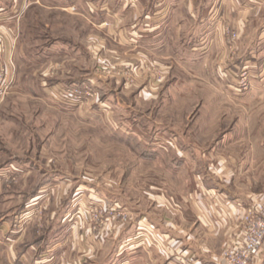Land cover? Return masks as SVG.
Wrapping results in <instances>:
<instances>
[{
  "label": "rangeland",
  "instance_id": "1",
  "mask_svg": "<svg viewBox=\"0 0 264 264\" xmlns=\"http://www.w3.org/2000/svg\"><path fill=\"white\" fill-rule=\"evenodd\" d=\"M149 1L0 0V26L8 27L12 50L6 57L0 51V78L7 80L0 90V224L10 231L28 228L49 237L54 229L49 241L67 237L68 243L78 231L87 257L96 252L94 243L120 242L143 218L161 224L177 213L191 217L181 208L192 204L193 195L219 211L227 199L248 203L223 189L213 193L206 184L212 185L209 168L220 154L234 156L224 159L230 170L224 186L237 193L247 174H238L244 167L241 150L221 149L219 143L225 135L240 137L227 128L237 123L234 97L250 92L264 67L248 59L232 63L239 32L231 20L224 22L218 41L213 33L198 36L196 50L187 35L176 34L165 47H149L157 36L142 31L143 6L152 14L169 0ZM176 7L170 28L184 17L182 5ZM124 15L133 16L122 37L125 51L105 52L117 48L113 39L120 38L107 27L120 28ZM184 19L182 26L188 23ZM148 64L165 66L166 73L146 95ZM205 64L213 67L204 69ZM62 88L83 92L81 99L74 101ZM220 171L215 173L228 178ZM118 226L123 235L114 238ZM92 263V257L84 262Z\"/></svg>",
  "mask_w": 264,
  "mask_h": 264
},
{
  "label": "crops",
  "instance_id": "2",
  "mask_svg": "<svg viewBox=\"0 0 264 264\" xmlns=\"http://www.w3.org/2000/svg\"><path fill=\"white\" fill-rule=\"evenodd\" d=\"M147 1L150 3L149 0ZM177 5H182L179 10L183 11L180 15H184V17L179 18L175 28H170V16L176 15L173 10L177 9ZM156 8L155 12L150 14L144 11L145 6H143L141 16L143 23H146V28H142V31L150 34L154 32L152 36H157L156 43L149 47L156 50L165 47V43L169 42L170 34H176L177 37L187 35L190 49L196 50L198 36H208L213 33L212 35L216 36L218 41L223 37L224 22L231 20L232 25L239 32L236 55H233L236 60L232 63L240 65L248 59L251 64H262L264 67V0H186L185 2L183 0H169L164 4L159 3ZM124 17V19L121 17L119 19L120 28H114L116 26L113 24L107 27V32L115 31L120 38L118 42L115 38L113 39L117 48H110L109 50L108 47H105V52L125 51V48H122L125 44L122 37L128 35L127 32L130 30V22L133 16L124 15ZM182 18L188 21L184 26H182L183 21L180 20ZM13 20L15 21L16 18L14 17ZM107 20L111 19L107 18ZM164 28L166 29L165 32L161 33ZM169 29H174V33L169 32ZM7 30L6 25L0 26V51H3L4 57L12 51L10 40L7 38ZM182 30L183 32H181ZM129 35L131 36L132 32H129ZM97 43L102 46L103 40H98ZM132 57H130L131 60ZM99 59L101 62L103 61L101 58ZM142 62L146 64L148 59L142 60ZM160 67L162 70L148 64V71L145 72V75L150 77L148 84L151 88L148 85V90L144 89L146 95L155 90L156 81L159 82V80L164 79L166 68L165 66ZM212 67L205 64L204 69H211ZM152 68L157 70V76L151 70ZM255 84L256 86L250 92L243 96L234 97L237 106V123L233 128L229 125L227 128L239 132L240 137L232 140L233 137L230 138L229 135H225L219 143L221 149L235 148L241 150L240 165L244 167L239 168L238 174L242 172L247 174L237 187L238 194L231 188L224 186L230 181L226 175L230 174V170L224 167L225 160L230 162L234 156L227 155L225 158L223 154H220L218 157L220 160L214 164V169L209 168L212 174H209L208 177L212 179V185L206 184L213 193L216 188L223 189L225 195L230 198L242 197L243 200L248 201L247 204L242 201L227 199L220 206L223 216L214 206L205 205L201 200L194 201L195 195H193L192 204L187 207L183 206L182 211L180 210L181 213H186L185 209H189L190 213H193L191 217L176 212L174 220L170 221L163 218L161 224H152L143 218L134 231L131 230L130 232L129 228V235L120 242L116 239L114 240L117 241L115 244L106 246V242L111 243L112 239L103 238V245L94 243L93 249L95 247L96 252L93 251L87 257L84 254L82 242L78 238V231L73 232V237L76 236V240L68 243L69 238L67 237H64V241H53L54 239L49 241V237L54 235V229L51 230L52 234L50 233L49 237L47 235L42 237V235H34L28 228L20 234L22 230L12 232L8 224H0V237L4 238H0V264H84L86 258L91 257L92 264H220L224 250L241 237L243 231L242 214L264 200V76L257 79ZM221 125H223L222 122L221 124L218 123V126ZM215 171L225 173L223 176L228 178L222 179ZM212 198L218 203L217 195ZM115 229L118 232L115 233L114 238H120V235H123L120 233L122 227L118 226ZM10 233L12 234L10 235ZM61 238L63 237L61 236ZM154 240L157 243H154ZM102 253H105L104 257L100 256ZM97 258H102L104 261L97 262ZM250 264H264V245Z\"/></svg>",
  "mask_w": 264,
  "mask_h": 264
},
{
  "label": "built area",
  "instance_id": "3",
  "mask_svg": "<svg viewBox=\"0 0 264 264\" xmlns=\"http://www.w3.org/2000/svg\"><path fill=\"white\" fill-rule=\"evenodd\" d=\"M246 72H242L241 87L247 88V83L243 77ZM6 76H1L0 90L6 87ZM62 93H70L74 101H79L82 93L75 88L66 90L62 88ZM88 95V92H85ZM243 231L240 239L224 250L220 264H250L255 256L261 251L264 245V200L253 207L245 216H243Z\"/></svg>",
  "mask_w": 264,
  "mask_h": 264
}]
</instances>
